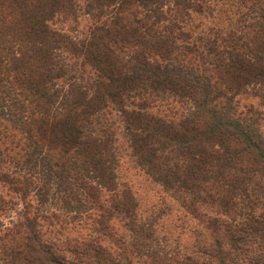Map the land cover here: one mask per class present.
<instances>
[{
    "label": "trees",
    "instance_id": "16d2710c",
    "mask_svg": "<svg viewBox=\"0 0 264 264\" xmlns=\"http://www.w3.org/2000/svg\"><path fill=\"white\" fill-rule=\"evenodd\" d=\"M0 264H264V0H0Z\"/></svg>",
    "mask_w": 264,
    "mask_h": 264
},
{
    "label": "rangeland",
    "instance_id": "374dc122",
    "mask_svg": "<svg viewBox=\"0 0 264 264\" xmlns=\"http://www.w3.org/2000/svg\"><path fill=\"white\" fill-rule=\"evenodd\" d=\"M120 172L124 174L127 177H130V179H133L132 181V188L134 191H136V195L139 198V201H142L143 197L146 195V182L142 181V177L139 174H135V170L131 168L129 163H126L125 165L121 166Z\"/></svg>",
    "mask_w": 264,
    "mask_h": 264
}]
</instances>
